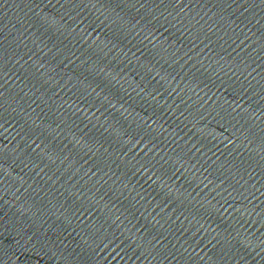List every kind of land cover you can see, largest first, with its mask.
I'll list each match as a JSON object with an SVG mask.
<instances>
[{
  "label": "water",
  "instance_id": "1",
  "mask_svg": "<svg viewBox=\"0 0 264 264\" xmlns=\"http://www.w3.org/2000/svg\"><path fill=\"white\" fill-rule=\"evenodd\" d=\"M0 264H264V0H0Z\"/></svg>",
  "mask_w": 264,
  "mask_h": 264
}]
</instances>
